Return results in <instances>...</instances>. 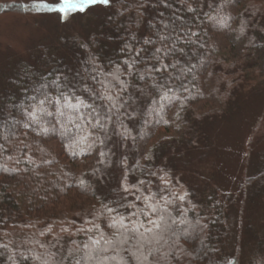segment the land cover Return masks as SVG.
Returning <instances> with one entry per match:
<instances>
[{
	"label": "trees",
	"instance_id": "trees-1",
	"mask_svg": "<svg viewBox=\"0 0 264 264\" xmlns=\"http://www.w3.org/2000/svg\"><path fill=\"white\" fill-rule=\"evenodd\" d=\"M105 6L84 35L36 41L0 64V264H240L228 210L264 188V151L236 192L203 200L172 161L206 146L205 124L233 106L247 74L264 71V0ZM173 43L169 57L156 52ZM61 92L96 112L41 105L63 104ZM108 95L127 104L94 98ZM253 241L246 264H264V235Z\"/></svg>",
	"mask_w": 264,
	"mask_h": 264
},
{
	"label": "rangeland",
	"instance_id": "rangeland-1",
	"mask_svg": "<svg viewBox=\"0 0 264 264\" xmlns=\"http://www.w3.org/2000/svg\"><path fill=\"white\" fill-rule=\"evenodd\" d=\"M39 2L0 0V64L10 54H23L36 41L49 44L56 43L60 34L66 36L78 32L84 35L94 28L97 17L107 8L95 5L64 18L58 13L37 11L35 5ZM232 49L230 56L233 58L238 48L234 46ZM203 129L206 146L202 144L199 150L177 154L172 163L181 179L199 191L202 200L215 189L236 192L243 179L255 174L261 166L264 151V71L247 74L233 106L207 122ZM259 187H249L242 197V205L237 199L228 210L231 231L240 238V264H246L251 257L255 236L264 235V188ZM239 206V224L236 226Z\"/></svg>",
	"mask_w": 264,
	"mask_h": 264
},
{
	"label": "snow or ice",
	"instance_id": "snow-or-ice-1",
	"mask_svg": "<svg viewBox=\"0 0 264 264\" xmlns=\"http://www.w3.org/2000/svg\"><path fill=\"white\" fill-rule=\"evenodd\" d=\"M109 3H110V0H53V2L51 3H49L48 0H40V2L35 5V8L37 11L46 10L48 12L58 13L60 14V16L66 18L69 16V14H73L76 12H84L89 7H92L95 5H109ZM160 39L163 41V40H167L168 37L161 36ZM144 43L149 44V43H152V41L145 40ZM174 48H175V44L173 43L171 48H168L167 50L157 48L156 52L160 53L163 51L164 56L169 57L170 53H172ZM180 51H182V49ZM155 60L162 62L160 56H156ZM165 67H168V65H165ZM171 67H176V64H172ZM154 71H159V69H154ZM138 79L144 80L145 76L141 74L138 76ZM149 79H152V77L149 76ZM151 86L153 88H156L157 90H159L162 87V85L158 84L154 80ZM57 88L59 90V86H57ZM84 91L89 92L90 95H94L91 93V90L88 88H85ZM141 91L143 92L144 90L141 89ZM60 95L63 97V100H64L63 104H61L60 100L57 99L55 96H47L44 100L41 101V105H44V104L54 105L55 111L59 113L60 115H65L64 112H61L62 108L76 110L77 112L81 108H90L93 110L94 113L96 112V107L93 104L87 103L81 97L76 96L75 92L71 93V96L74 98L75 102H73L72 99H69V96L65 95L63 92H61ZM94 98L100 99V100H106L110 102V105H102V106H110L111 108H120V107H123L125 104H127V101L123 100V97L119 98V100L123 101V103H118V101L116 99H113L111 95H108L107 97L95 96ZM38 111L44 113L46 116H49V117L53 115V112L49 111L48 108L46 107H40ZM33 119H34V122H36L35 117H33ZM68 119L71 120L72 117L69 115ZM97 123H99V121ZM43 131L46 132L47 129H43ZM80 142H83V141L81 140ZM81 183L83 184V181H81ZM109 211H112V210L109 209ZM113 226H114L113 224L109 225V227H113ZM130 255L134 259H138L136 252L130 251ZM111 259L113 260L118 259L119 264H128L127 260L123 257L113 256L111 257Z\"/></svg>",
	"mask_w": 264,
	"mask_h": 264
}]
</instances>
